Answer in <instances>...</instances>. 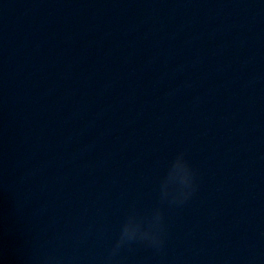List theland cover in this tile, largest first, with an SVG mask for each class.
Here are the masks:
<instances>
[{"label":"water","instance_id":"water-1","mask_svg":"<svg viewBox=\"0 0 264 264\" xmlns=\"http://www.w3.org/2000/svg\"><path fill=\"white\" fill-rule=\"evenodd\" d=\"M155 210L120 264H264V0H0V264H105Z\"/></svg>","mask_w":264,"mask_h":264},{"label":"clouds","instance_id":"clouds-1","mask_svg":"<svg viewBox=\"0 0 264 264\" xmlns=\"http://www.w3.org/2000/svg\"><path fill=\"white\" fill-rule=\"evenodd\" d=\"M184 171L185 175L181 184L186 189L194 190L193 184L195 175L191 172L186 163H184ZM166 183L167 182H165V185ZM165 185L162 192L163 198H167L169 195L168 188H166ZM191 194V191H184L182 189L177 196L173 197L172 202L183 203ZM163 234V213L160 210L154 211L148 228H144L143 221L138 219L135 214L130 215L127 221L123 224L119 236L105 260V264H120L118 257L121 250L130 246L133 242L144 243L150 247L159 249L163 245Z\"/></svg>","mask_w":264,"mask_h":264}]
</instances>
